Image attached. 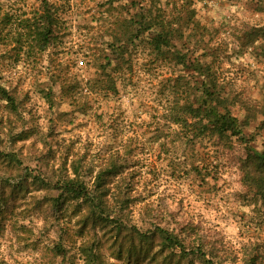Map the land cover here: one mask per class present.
<instances>
[{"label": "rangeland", "instance_id": "rangeland-1", "mask_svg": "<svg viewBox=\"0 0 264 264\" xmlns=\"http://www.w3.org/2000/svg\"><path fill=\"white\" fill-rule=\"evenodd\" d=\"M161 21L187 62L154 50ZM189 58L211 65L245 138L187 139L170 120L199 95ZM0 86L12 97L0 91V264H205L199 248L264 264V179L249 158L264 150V0H0ZM68 176L109 218L50 201Z\"/></svg>", "mask_w": 264, "mask_h": 264}, {"label": "trees", "instance_id": "trees-1", "mask_svg": "<svg viewBox=\"0 0 264 264\" xmlns=\"http://www.w3.org/2000/svg\"><path fill=\"white\" fill-rule=\"evenodd\" d=\"M47 17V25L42 33V43L50 42L51 36L53 33L52 22L53 15L49 12ZM153 21H144L142 25L144 30H148L154 26ZM162 29H159L157 33L152 37L151 44L156 50V53L162 56L165 59H174L179 63L187 62L188 54L183 49H177L174 47V43L171 40V31H166L163 27H166L163 21L158 23ZM157 29V28H156ZM47 39V40H46ZM116 53L121 55L124 53V45L118 46ZM190 66L192 68V79L190 80L191 88L196 91L195 84L199 83V95L193 96L192 99L185 105L183 110L176 106V110L171 112V121L179 125H185L189 129V133L185 135L187 139L204 135L212 134L218 135L219 137H224L226 135L236 134L240 135L242 138H245L244 135H241L243 132V127L246 125L238 119V117L233 114L232 109L227 103V97L220 93L218 86V78L211 72V65L204 64L198 58L190 59ZM202 76L200 79L198 76ZM0 91L4 95L12 100L11 95L7 89L3 86H0ZM249 158L252 159L250 163L255 167V172L261 174L264 179V150L257 151L256 149L250 150ZM248 164V167H252ZM73 173L77 174V168L74 167ZM244 177L248 181H252L254 176L252 173H244ZM102 172H98L96 179V186L101 184ZM255 186L258 189L262 190L264 184L261 180H255ZM61 193L53 200L52 202L60 200H79L80 202L90 203L94 207V212L104 217L109 218L110 213L107 211V206L105 201L102 198H98L99 194L97 192L88 191L85 183L76 176L64 177L61 185ZM159 233L164 239V242L169 243L170 245H175L178 248L185 249V244L180 240L179 236L174 232H171L166 229L160 228ZM198 251L202 254L203 261L205 264H215L213 259L207 258L204 254V250L199 248Z\"/></svg>", "mask_w": 264, "mask_h": 264}]
</instances>
